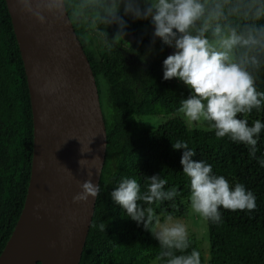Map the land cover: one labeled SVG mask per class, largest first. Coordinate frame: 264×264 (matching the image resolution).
I'll return each instance as SVG.
<instances>
[{
	"label": "trees",
	"instance_id": "trees-1",
	"mask_svg": "<svg viewBox=\"0 0 264 264\" xmlns=\"http://www.w3.org/2000/svg\"><path fill=\"white\" fill-rule=\"evenodd\" d=\"M120 14L127 27L119 43L111 40L118 25L107 28L86 24H94L97 34L103 37L101 49L97 43L93 48L87 42V35L81 34L72 19L95 78L106 131L105 157L98 181L101 191L95 199L78 264H149L152 260L163 264L158 259L159 241L142 224L128 218L111 193L125 177L135 178L144 191L147 176L160 174L168 181L166 189L175 187L179 193L164 204L190 196L189 181L181 164L184 149L173 148L178 140L196 151L193 160H203L233 188L237 183L243 184L256 196L255 210L233 212L221 208V223L206 221L207 264H264V167L249 156L245 145L227 137L218 139L213 127H188L179 116L168 117L155 128L136 120V115L181 112L180 100L187 98L191 90L178 79L163 78L167 46L157 40L154 50L149 51L153 47L151 22L124 15L123 10ZM257 89L264 91V74ZM247 118L250 125L256 119L264 123V108L253 110ZM32 140L26 75L5 0H0V252L23 206ZM258 149L256 156L264 158V130ZM101 223L106 225L103 231L99 228ZM189 239L192 247L200 251L198 239Z\"/></svg>",
	"mask_w": 264,
	"mask_h": 264
},
{
	"label": "clouds",
	"instance_id": "clouds-1",
	"mask_svg": "<svg viewBox=\"0 0 264 264\" xmlns=\"http://www.w3.org/2000/svg\"><path fill=\"white\" fill-rule=\"evenodd\" d=\"M23 10L41 24L55 20L71 27L72 19L82 23L118 25L111 39L119 43L125 37L126 21L151 22L152 46L157 40L173 48L163 61L165 80L178 79L191 94L180 100V111L193 122H211L215 135L229 138L248 148L249 156L264 167V158L256 156L264 123L248 116L264 108V91L257 82L264 74V0H20ZM68 5V7H66ZM73 8L78 11H73ZM71 17V18H70ZM242 116L243 118H238ZM174 150L184 149L181 164L190 185V208L206 221L222 222L221 208L253 211L256 196L243 184L234 188L224 176L213 173L210 164L192 157L196 151L185 141L173 143ZM90 151V149H89ZM95 160H99L96 157ZM87 160H80L83 166ZM91 176V173H89ZM160 174L147 176L146 190L135 178H122L111 193L126 216L142 224L159 241L158 259L163 264H202L201 252L193 248L185 224L161 223L153 205H162L178 196L175 187ZM82 191L74 203L97 198L100 186L91 179L80 185ZM103 231L106 225L101 223Z\"/></svg>",
	"mask_w": 264,
	"mask_h": 264
},
{
	"label": "water",
	"instance_id": "water-1",
	"mask_svg": "<svg viewBox=\"0 0 264 264\" xmlns=\"http://www.w3.org/2000/svg\"><path fill=\"white\" fill-rule=\"evenodd\" d=\"M5 3L26 75L33 140L23 206L0 264H78L96 198L73 197L86 180L98 185L106 149L97 85L73 24H41L20 0Z\"/></svg>",
	"mask_w": 264,
	"mask_h": 264
},
{
	"label": "rangeland",
	"instance_id": "rangeland-1",
	"mask_svg": "<svg viewBox=\"0 0 264 264\" xmlns=\"http://www.w3.org/2000/svg\"><path fill=\"white\" fill-rule=\"evenodd\" d=\"M75 22L78 27L81 28V34L83 36L87 35V37H85L87 38V42L90 43L93 48H95L94 45L97 43L101 49L104 43L103 37L97 34L94 24L88 27L86 23H82L81 19L79 18H76ZM125 44H128V41H126ZM174 51L175 50L173 48L167 46L168 55L173 54ZM171 116H179L180 118L184 119L188 127L197 126L205 129L212 127L211 122L203 120L199 122L190 121L184 116L182 112L176 113L174 115H136L135 118L140 124L149 128H155L160 122ZM238 118L243 117L240 116ZM153 207L156 209L157 215L160 217L162 224L168 221V217H172L171 222L179 221L185 224L188 229L189 236H193L198 239L202 261L204 264H207L208 240L206 220L191 211L189 196L180 197L170 204L153 205ZM149 264H156V261L152 260Z\"/></svg>",
	"mask_w": 264,
	"mask_h": 264
}]
</instances>
